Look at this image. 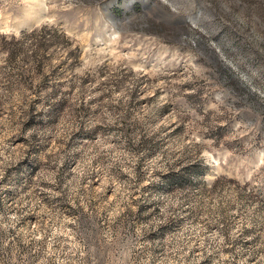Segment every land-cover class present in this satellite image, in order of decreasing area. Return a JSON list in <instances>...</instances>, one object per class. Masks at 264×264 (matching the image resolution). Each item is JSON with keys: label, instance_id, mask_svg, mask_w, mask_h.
<instances>
[{"label": "rangeland", "instance_id": "obj_1", "mask_svg": "<svg viewBox=\"0 0 264 264\" xmlns=\"http://www.w3.org/2000/svg\"><path fill=\"white\" fill-rule=\"evenodd\" d=\"M0 264H264V0H0Z\"/></svg>", "mask_w": 264, "mask_h": 264}, {"label": "trees", "instance_id": "obj_2", "mask_svg": "<svg viewBox=\"0 0 264 264\" xmlns=\"http://www.w3.org/2000/svg\"><path fill=\"white\" fill-rule=\"evenodd\" d=\"M137 11L141 12L138 13L141 17L145 18V13L147 10L143 9V7L139 4H137ZM159 25H154L152 27L156 28V30H162L163 27L166 28V24L162 23ZM170 30L173 33V36L178 39L179 37L185 38L187 43L192 44L197 50H199V53H201V56L206 57L211 60V63L215 65L217 68L221 79L224 81L231 80L234 84H236L242 92H248L247 87L243 86V83L240 81L238 75L234 73V71L225 63L223 64L220 60L218 55L216 54V51L213 48H210V45L207 41V39L198 32V27L191 24L190 22L186 20H180V21H174L172 23H169L167 25ZM23 36L22 39L27 38L28 39V32H22ZM35 33V32H34ZM35 34H30V36H34ZM17 55V51H15V54L9 50L8 57L9 59H13L14 56Z\"/></svg>", "mask_w": 264, "mask_h": 264}]
</instances>
